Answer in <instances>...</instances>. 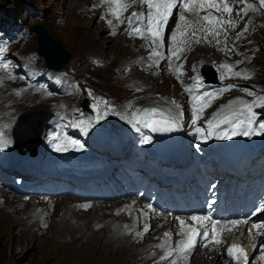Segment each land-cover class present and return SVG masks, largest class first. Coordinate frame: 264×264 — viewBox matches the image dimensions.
I'll return each instance as SVG.
<instances>
[{
    "label": "rangeland",
    "instance_id": "rangeland-1",
    "mask_svg": "<svg viewBox=\"0 0 264 264\" xmlns=\"http://www.w3.org/2000/svg\"><path fill=\"white\" fill-rule=\"evenodd\" d=\"M89 3H90L89 0H0V15L3 13L4 16L7 13V11L13 9L15 14H17V17L19 18V19H17V17L14 18L13 22L16 25L22 27V30H20V33L18 34L17 38L16 36L12 37V35L6 36V39L10 41H14V39H16L12 43H19V44H8L7 42H4L6 39H3L2 36L0 35V49H3V51H0V54L8 58V60L10 61L9 63L10 67H12L13 65L12 63H14L15 61L16 62L18 61L17 63L19 64L20 63L19 60L26 53L36 52L38 54V42L36 35L29 33L28 40L25 38L26 33L28 32V30L30 31V28L33 24L42 25L51 34V36L59 44H61L65 50H67L72 55V59L70 63L64 68V71L62 70V72H60L58 75L55 76L49 75V78L45 80V84L51 88L55 86H57L58 88L60 84H63L61 87H59L58 91L55 92L44 91V93L42 94L45 96H41L36 102L35 106L30 105L31 103L30 100L27 101V103L22 107L21 111H19L20 113L17 112L16 114L13 112L12 124L15 123L17 115L19 116L25 110H27L26 112L35 109L42 111L50 110L51 112L55 110L56 113H61L63 114V116L55 124L54 128H50L49 135L53 133L54 129L60 130L61 125L68 121L65 118V115H66V111L71 106V102H73L75 98L77 100L79 99L78 97H75L77 94L75 95V92H73V88L74 85L77 83V81H79L78 77H80V75L83 77V80L84 78H86V80L90 82L95 89L115 99L116 102L121 103L125 99H127L129 95V91L126 90V86L124 85L125 83L123 82L124 80L122 78L124 76H127L129 72L130 73L135 72V67L137 68L139 67V55L141 53L140 51L141 45H139V43L137 44L133 43L132 41L125 42V39L123 37H119L117 39L112 36H108L107 25L109 24L106 20L102 18V15L89 18L90 16L89 13H86L87 9L89 8L88 6ZM81 6L84 8H82ZM13 22L12 23L8 22V24L12 25ZM8 31H10V29ZM260 32L261 33L258 36V45L256 46L254 52L252 50L250 51L249 53L250 56L248 61L252 60L255 54L257 55L255 56V62H254V67L257 70V81L259 82V84L264 85V29H261ZM26 40L29 41L27 44H25ZM93 43L94 46H92ZM96 55L106 56L109 64H103L102 66L93 67L88 62V59L90 56H96ZM190 58L192 59L193 57L191 56ZM191 59L187 60V62L185 63H180L181 65L178 64L180 65L179 67H182L181 69L185 70L189 64L191 65V61H193V59L192 60ZM213 62L214 61H212V63ZM40 64L44 68L46 67V62L41 56H40ZM210 64H206L202 62L201 66L206 67L209 66ZM70 68L71 70L69 71ZM154 70H155L154 73L158 74L157 70L156 69ZM136 75H139V80H135V82L140 83L141 81H146L147 82L146 88H149L150 91L153 93L164 94V95H168L169 97L179 96L180 90L177 88L176 84L173 81L167 78L159 77L156 79H147L142 73L139 74L138 71H136L135 76ZM20 84L21 82L18 83V85ZM225 85L228 86V84ZM234 85H237V87L234 88L232 94H236L240 92V90L249 87V85L247 84L246 85L234 84ZM183 88H187V87L184 86ZM4 91H6L5 88L0 89V93ZM192 92L194 94V92H197V89ZM71 93H73V95ZM79 95H82V91H80ZM221 98L222 96L216 97L217 100ZM1 105H0V120H2L3 122L5 116L3 115V107H1ZM33 203L35 202H32V204L29 205L28 208H26L27 210L26 215L23 214L22 217L27 218L29 217V215L31 217L32 214L30 213L36 214V216L34 215L32 216L34 218L36 217L35 222L37 223V226L29 231L30 234L32 235L36 234V237L38 236L36 239L37 243L35 244L40 245L39 243H41L42 247H46L48 242L50 241V240L44 241L43 239L45 237L39 238L42 235V233L40 232L45 230V229L39 230L40 228L39 222L40 220H43L44 226L50 227L49 230H53L56 232L54 233L56 234V237L57 239H59L60 242H64V243L66 242L65 248H63L62 251L60 252L59 251L60 249L54 247L53 242H51L52 244L50 245L51 247L50 251H38L37 249H34V245H28L27 243V241H29L27 239L30 238L32 235L29 236L23 235L22 237L18 238L16 236V232L18 231L16 230L14 232L12 230V226H8L7 229L4 231V236L0 238V242L4 243L3 246L0 245V264H85V261L87 262L89 258L76 251H79L81 249L84 251L88 249V245L82 246L83 242L87 241V238H84V236H82V234L86 232V227L76 231L77 232L76 234H71L69 231H67V228L71 224L75 223L78 226L79 224L81 226L82 224L81 222L83 223L86 222V220L83 219V217L81 216L82 212L79 211L78 213H75V211L72 210L73 208L71 207V205L73 204V202L58 203L55 206V211L57 212V215H53L50 212L51 216L46 215L47 217L44 219L42 217L40 218V213L41 215H43L45 214V212L43 213V210L38 208L37 204L35 205ZM16 205L18 206L20 205L19 207L21 208L24 207V205L21 204H16ZM66 207H67L66 209L67 211L65 210ZM112 210H113L112 208L111 209L109 208L106 211H102V212L107 213V211L110 212ZM10 211L11 209H7V212L5 211V213L2 214L3 217L1 216L0 222L2 221L5 222L4 219L6 218V215L10 213ZM96 213L97 212L89 214V217H91L90 218L91 228L97 227V226L96 227L93 226L95 224L94 218L96 216ZM65 214H67L66 218H65ZM70 214L72 216H69ZM110 214L112 215V212H110ZM33 217H31L32 220L29 222L30 224L33 223L34 220ZM70 217L72 218L74 217V218L72 219ZM2 218L3 220H1ZM113 218L117 219L115 216H113ZM108 220L107 222L112 221L114 225V227H112L113 229L121 227L122 223L126 222V221H122V223L119 224V221L115 222L114 219H108ZM60 221L64 222L63 226ZM100 225L104 226V224H100ZM46 236L49 237L50 235H46ZM70 240L71 243H69ZM150 240L153 239H149L144 243H150ZM16 241L22 244L27 243L28 249L25 248L22 249V251L18 250L16 255L13 254L12 256L9 253V249L7 248V245L10 242H16ZM54 244L57 245L56 242H54ZM69 244L70 245L74 244L75 247L73 246L71 247L69 246ZM136 252H137V247L132 243V246L128 249L119 250V252L117 253L110 252L112 253L111 254L112 258L109 263L110 264H136V263L144 264V261L142 262L141 256L134 257L136 255ZM198 260L199 257L196 258V261Z\"/></svg>",
    "mask_w": 264,
    "mask_h": 264
},
{
    "label": "snow or ice",
    "instance_id": "snow-or-ice-1",
    "mask_svg": "<svg viewBox=\"0 0 264 264\" xmlns=\"http://www.w3.org/2000/svg\"><path fill=\"white\" fill-rule=\"evenodd\" d=\"M103 2L108 3L110 5L109 12L111 15H113L117 20H120L121 23L124 21L121 19V16L123 12L127 11L128 7L130 6L128 3L125 2V0H103ZM133 3L136 2V0H132ZM140 3L146 4L149 8L154 9V12L149 13V21L147 28L145 30H142L139 26L136 25V21L140 19L141 14L137 12H133L131 16L127 17V22L129 25L128 31L129 34H136L139 35L141 38H143L146 34L150 35L152 38V43L157 44L159 46L160 41H162V28L166 24L168 16L171 13V10L176 6L177 0H139ZM242 2L245 3V8L243 9L244 14H247L248 9L256 10L255 6L252 4H247L246 0H242ZM260 6L264 8V0H259ZM206 7H210L215 9L217 12L223 11L227 12L229 14L232 13L233 8L229 5L228 0H184V8L187 11H193L195 9H199L201 11L206 10ZM180 20L185 22V25L189 28L192 27L191 24L187 21L186 17L181 15ZM201 21L207 22L208 26L201 27L200 31L206 32L208 34L213 35H219V32L217 31L218 27H223L225 24H233L234 22L231 20H222L219 17L212 16L211 14L203 16L200 20L197 21V23H201ZM109 25L112 24L111 20L107 21ZM210 26V27H209ZM113 34H115L113 32ZM186 33H181V35H185ZM193 35H195V32H193ZM207 39V36L204 37ZM172 39L175 41L176 36L173 35ZM199 42V40H197ZM180 49L174 48L172 51V55H176L177 52ZM0 51H3V49H0ZM161 53L158 51L153 50L152 56H160ZM3 68L7 69L8 65L4 64L2 65ZM226 69H228L229 72H232V66L231 65H224ZM233 75L238 77H243L244 79H249L250 77L247 76L244 73L241 72H232ZM197 80H199V77H196ZM237 87V85H228L226 89H222L220 91H226L231 90L232 88ZM190 91L191 89H186ZM242 91L248 93V95L252 96L254 93L250 89H242ZM89 96L92 95L91 91L89 90ZM218 92L213 93H205L203 97H197L196 100L198 101H204L205 97H207L206 103H202L200 107L196 108V118L192 120L193 124L197 123V120L199 119V113L203 111L204 106H210L212 99H215L218 96ZM99 103L104 104L106 107L108 106V101L104 100L103 98H96ZM173 103H175L173 101ZM98 105L94 104L93 108H97ZM256 108H264V96L257 97L253 102H248L242 99H236L233 101H230L228 105L224 106L222 108L221 112H217L213 115L212 120L208 122V135L212 133V131L215 128H218L221 123L223 124H232L233 135H250V134H257L262 135L264 134V122H260L258 124V129L254 125L257 124V121L260 120V115L254 111ZM225 109L227 111L225 112ZM111 110V109H109ZM142 115L140 112H137L132 116L131 119L128 120L129 123L133 125V127H136V124H142L145 128H150L152 131H172L175 130V128L178 126L179 121L178 119H166V120H155L154 116L159 113V110L156 108H150V109H143ZM108 115V111L99 113L96 117L97 120L104 118ZM162 115V114H161ZM122 119H125L126 117L122 116ZM87 123L86 121H79L78 124L82 125ZM243 129V131H241ZM137 131H139V128H136ZM86 131V129H85ZM195 132L198 133L201 137V139L206 140L207 135L205 134V130L197 127L195 129ZM57 137H54L56 139ZM216 138L218 139H229L230 136L227 133L224 134H217ZM67 139V138H66ZM150 138H145V142L148 141ZM11 141L4 140L3 139V133L0 132V146H7L10 144ZM72 144L77 145L78 147H82V145H79L78 141L72 140ZM56 151H65L67 150L63 145L57 144L54 145ZM90 205H82V207H89ZM151 207V206H149ZM264 210V209H261ZM179 221L181 231L177 233L178 235L186 236L185 240H180L178 242V250L180 253L184 254L191 250H193L197 245V240L199 237L203 236L206 240L213 241L216 244H220L224 242L220 238V231L217 229V225L220 223L219 221H211V233L208 231V221L211 220L210 217L207 216H196L193 215L189 219L194 222V224H187L184 219L176 218ZM230 225L237 226L240 224H246L248 221H240V220H232L227 222ZM252 228L259 229L261 228V225L254 224L252 225ZM201 229H203V232H201ZM149 229L147 226H145L144 231L147 232ZM232 229H228V231H231ZM251 231V230H249ZM264 234V233H262ZM166 240L165 244L167 243V238L171 237V233L166 232L165 234ZM165 244H160L158 247H164ZM177 249H169L165 256L161 257V259H167L169 256L172 255L173 251H176ZM239 254V255H238ZM228 255L232 256L234 259L239 260L240 256L243 255L244 257V264H247V256L246 253H244V249L242 246H238L236 244H232L228 248ZM264 259V257H262ZM173 264H175V261H173Z\"/></svg>",
    "mask_w": 264,
    "mask_h": 264
},
{
    "label": "bare ground",
    "instance_id": "bare-ground-1",
    "mask_svg": "<svg viewBox=\"0 0 264 264\" xmlns=\"http://www.w3.org/2000/svg\"><path fill=\"white\" fill-rule=\"evenodd\" d=\"M89 2H90L89 5H88L89 8L87 9V12H86V13H89V15H90L89 18L98 16V15H103V13H104V4H103L102 0H89ZM129 5H130L129 9H131L132 7L135 6V4L133 2H131ZM82 8H84V7H82ZM137 8H138V10H140V13H141L143 19H146V18L149 17V7L146 4L140 3V4H138ZM85 9H86V7H85ZM262 11L264 12V8H262ZM83 13H85V12H83ZM234 15L237 16L236 13ZM245 19L246 20H250L251 19V15H250L249 12L247 13ZM252 21H253V23L255 25L253 30L258 29V31L260 32L261 29H264V15L263 16L256 15L255 17L252 18ZM241 24H242V22L240 21V25ZM107 26H108L107 31L109 33V25H107ZM122 28L125 29V31L122 33L121 37H123L125 39V42L132 41L133 43H136V44L139 43V41L141 40V37L139 35H136V34H131L130 35L129 31H128L129 26H127L125 24H122ZM145 29H146V27H143V30H145ZM246 31L250 32L251 28L248 27L246 29ZM231 32L235 35V30L234 29H231ZM233 42H234V39H226L224 41L225 46H226V54H222L220 52V50H219L217 45L211 44V43H205V44L197 45L195 48H193L192 51H191L192 54L190 55V56L193 57L192 59L194 61H197V62L199 61L198 63H200V65H201L202 62H204L206 64H210V63H212V61H215L219 65H221L220 67H221V72H222V80L224 82V85H222V87H224V88H227V85H225V84L234 85V83L232 82L233 77L231 76V73L228 71V69H226L224 67V65H226L225 64V59H231V60L236 61L238 63H241V60H242L241 52L232 53L230 51V45ZM92 46H94V43H93ZM242 47L245 50L250 51L253 48V43L251 41H243ZM96 56L99 57V55H96ZM102 56H103V58L107 59L106 56H104V55H102ZM170 59H174V58H171L170 56H168L163 62H161L159 64H155L154 69L157 70V73L162 72L165 69L166 65H168V66H172L173 65V63L170 61ZM191 62H193V61H191ZM9 63H10V61L8 63H6L8 65V67H10ZM154 72H155V70H154ZM133 77H134L135 80H139V75H136V76H133ZM125 81H127V80H124L123 82H125ZM18 83H19V81H17V80H12L11 78H6V86L4 87L6 89V91L0 93V105L2 104V101H3V104L1 105V107H3V115L5 116L3 122H2V120H0V127H1L0 132L3 133V136H9L10 135V131H11L10 129L12 127L11 124L13 123V116H12L13 112L16 113V114H17V112L20 113L19 111H21L22 107L27 103V101L30 100L31 103H33V100H35L36 96L39 95L38 94L39 92L36 91L35 89L30 88V87H28L27 85H25L23 83L18 85ZM122 84H124V83H122ZM145 84L147 86V82L146 81H145ZM183 87L184 86H182V88ZM194 94H195L196 97H202L203 96L202 92L200 90H198V89H197V92H194ZM11 100H13L14 102L11 101ZM42 100H43V98H42ZM26 111L27 110L22 112L20 117L25 116L27 114ZM46 112H48V111H46ZM8 141H11V143L8 144V146H11L12 145V140H8ZM31 153L33 154L34 152H31ZM3 195L5 197H7V198H6V202H5L4 206H2L0 208V218H1V216L3 217L2 214L5 213V211L7 212V209H11V211H10V213H8L6 215V218L4 219L5 222H3V221L0 222V238H2L4 236V231L7 229L8 226H12V230L14 232L16 230L18 231V232H16V236L18 238L22 237L23 235H25V236L32 235V234L29 233V231L37 226V223L35 222L36 221L35 220L36 217L34 218L31 215V217H33V219H34L32 224L29 223L32 220L30 215L27 218H23L22 217L23 214L26 215V211H27L26 208H28L29 205H31L32 203L27 204L23 208H21V207H19L20 205L19 206L16 205V204H18V199H17V197L15 195H13V194H11L9 192H3ZM33 204L36 205L37 203L35 202ZM71 207L73 208L72 210H74L75 213H78V209H77L76 206L71 205ZM107 208H108L107 206L101 207V210L104 211ZM66 209H67V207L65 208V210ZM30 210H31V208H30ZM92 211H95V210H92ZM92 211H90L88 213H82L81 214V216L83 217V219L86 220V222H84V223L81 222L82 223L81 226H80V224H79V226L77 224H75V223L71 224L67 228V231H69L71 234H76L77 233L76 231L81 230L84 227H86V232H84V233L82 232L84 234V235L82 234V236H84V238H87V241L83 242L82 246L88 245V249L84 250V251L82 249L79 250V251H76V252H79L82 255H85L86 257L89 258V260L87 262L85 261V264H110L109 262L111 261V258H112V255H111L112 253H110V252H116L117 253V252H119V250H122V249L125 250V249L130 248L132 246V239L130 237L125 236V232L123 230L124 222L122 223L121 227L116 228V229L112 228V227H114L112 221L111 222H107L108 219H114L115 222H117V221L122 222V218L121 217H116L117 219L113 218V216H114L113 215V211H112V215L110 213L107 214L106 212H104V213L102 212L103 213L102 215H99V216L94 218V223L96 224V225L94 224L95 226H97L99 224H104V227L91 228V226H90L91 225V221H90L91 217H89V213H91ZM61 212H63V211H61ZM64 213H65V211H64ZM71 214L69 216L73 215V214L72 215ZM66 215L67 214H65V218H66ZM63 218H64V216H63ZM70 218H72V217H70ZM1 220H3V218ZM126 222H129V221H126ZM61 223H62V226H63L64 222H61ZM39 226H40V228L38 227L39 230L43 229L40 224H39ZM134 226H135V223L131 227H134ZM45 228L46 229L44 231L40 232V233H42V235L39 238H44L45 237L43 239L44 241L50 240L48 242L47 246L46 247H42L41 243H39L40 245L35 244V243H37L36 239L38 237V236L36 237V234H33L30 238L27 239V240H29V241H27L28 245H34V249H37L38 251H50L51 250L50 249L51 248L50 245L52 244L51 242H53L54 247L59 248L60 249L59 251L61 252L62 249L65 248V246H66L65 243L66 242L65 243L64 242H60L59 239H57V237H56V234H55L56 232L53 231V230H49L50 227H46L45 226ZM53 229H54V227H53ZM45 234L46 235H50V236L47 237ZM39 236H40V234H39ZM58 237H60V236H58ZM54 242H56L57 245H55ZM77 242H78V240H77ZM27 243L22 244V243L17 242V241L16 242H10L7 245V248L9 249L10 255H12V256H13V254L16 255L18 250L22 251V249L27 248L28 247ZM69 243H71V240H70ZM3 244H4L3 242H0L1 246H3ZM69 246L75 247L74 244L73 245L69 244ZM142 254L143 253H142L141 249L137 248V252H136V255L134 257L141 256ZM197 264H208V261H206V260L202 259V257H200L199 261L197 262ZM213 264H220V258L218 260H216V262H214Z\"/></svg>",
    "mask_w": 264,
    "mask_h": 264
},
{
    "label": "water",
    "instance_id": "water-1",
    "mask_svg": "<svg viewBox=\"0 0 264 264\" xmlns=\"http://www.w3.org/2000/svg\"><path fill=\"white\" fill-rule=\"evenodd\" d=\"M30 31L36 35L38 42V53L42 58H44L48 71H61L70 63L72 55L67 50H65L62 45L59 44L42 25L33 24L30 28ZM210 82L213 81L211 80ZM29 118V114H26L19 121L20 125L16 128L18 136L21 135V132L19 134V131L23 130L24 128H28ZM49 118L50 116H48V114L43 115L37 123L38 127L36 126L34 129V135L31 137L36 138L38 142L41 141V134ZM33 127L34 125L31 124L28 129L32 130Z\"/></svg>",
    "mask_w": 264,
    "mask_h": 264
},
{
    "label": "trees",
    "instance_id": "trees-1",
    "mask_svg": "<svg viewBox=\"0 0 264 264\" xmlns=\"http://www.w3.org/2000/svg\"><path fill=\"white\" fill-rule=\"evenodd\" d=\"M25 142H28L26 144L33 146L31 148H36V146L38 144V140H36V138H33L31 136L28 137L27 139H25Z\"/></svg>",
    "mask_w": 264,
    "mask_h": 264
}]
</instances>
